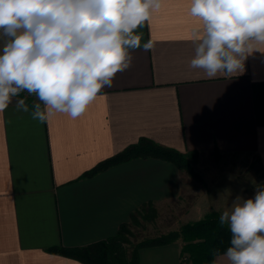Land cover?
Segmentation results:
<instances>
[{
    "label": "crops",
    "instance_id": "1",
    "mask_svg": "<svg viewBox=\"0 0 264 264\" xmlns=\"http://www.w3.org/2000/svg\"><path fill=\"white\" fill-rule=\"evenodd\" d=\"M196 24L188 0H163L136 30L153 48L132 51L131 66L77 119L33 120L39 101L23 94L0 114V264H86L52 249L111 238L141 206L160 211L183 200L186 171L159 157L85 175L141 138L180 152L255 154L264 170V54L249 56L232 79H207L189 67ZM20 98L29 112L16 110ZM231 205L210 196L184 213L194 221ZM181 247L177 240L142 248L140 264H180ZM214 264L227 261L217 256Z\"/></svg>",
    "mask_w": 264,
    "mask_h": 264
},
{
    "label": "clouds",
    "instance_id": "2",
    "mask_svg": "<svg viewBox=\"0 0 264 264\" xmlns=\"http://www.w3.org/2000/svg\"><path fill=\"white\" fill-rule=\"evenodd\" d=\"M163 0H0V114L21 93L34 95L33 120L57 114L82 116L128 69L141 43L136 30L161 9ZM197 21L189 39L195 55L189 67L207 79H232L253 53L264 54V0H188ZM17 111L29 112L25 98ZM230 231L221 254L227 264H264V186L252 198L237 196L219 216Z\"/></svg>",
    "mask_w": 264,
    "mask_h": 264
},
{
    "label": "trees",
    "instance_id": "3",
    "mask_svg": "<svg viewBox=\"0 0 264 264\" xmlns=\"http://www.w3.org/2000/svg\"><path fill=\"white\" fill-rule=\"evenodd\" d=\"M198 153L197 150L180 152L151 139L141 138L137 143L127 146L121 152L100 162L85 175H94L110 166L137 157H159L174 163L183 171L192 173ZM215 154L220 153L215 150ZM156 213L157 209L152 203L143 205L132 213L129 222L121 224L115 236L85 246L57 247L52 251L79 259L86 264H140L139 253L142 248L167 244L181 237L185 241L182 251L189 255V261L192 264H214L217 256L214 252L219 250L222 254L230 246V231L227 225L219 224L221 213L217 211H212L197 221L182 225L175 237L147 238L133 246L130 245L132 244L129 239L131 227L140 225L142 220L155 217ZM186 263L182 262V264Z\"/></svg>",
    "mask_w": 264,
    "mask_h": 264
},
{
    "label": "rangeland",
    "instance_id": "4",
    "mask_svg": "<svg viewBox=\"0 0 264 264\" xmlns=\"http://www.w3.org/2000/svg\"><path fill=\"white\" fill-rule=\"evenodd\" d=\"M185 174L188 182L183 200L175 205L163 206L160 211L157 210L155 217L142 220L140 225H133L131 234H129L132 243L130 245L133 246L147 238L175 237L182 225L197 221H187L189 212L186 214L184 212L194 203H203V199L211 196V200L215 203L232 204L237 196L244 199L254 197L256 188L264 186V170L255 154L198 153L192 173L186 171ZM216 180L218 184H212ZM207 193L210 196H207ZM177 240L182 245L179 257L180 264H182V256L186 254L182 251L185 241L181 237L174 241ZM128 247L132 249L131 246L128 245ZM186 264H192V262L188 261Z\"/></svg>",
    "mask_w": 264,
    "mask_h": 264
},
{
    "label": "built area",
    "instance_id": "5",
    "mask_svg": "<svg viewBox=\"0 0 264 264\" xmlns=\"http://www.w3.org/2000/svg\"><path fill=\"white\" fill-rule=\"evenodd\" d=\"M21 94H23L24 96H28V97H32V96H34V95H28V93L27 92H23V93H21ZM182 261L184 262V263H186L187 261H189V255L188 254H185V255H183L182 256Z\"/></svg>",
    "mask_w": 264,
    "mask_h": 264
}]
</instances>
